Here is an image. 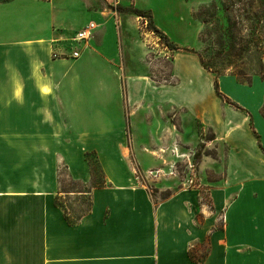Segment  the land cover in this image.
I'll use <instances>...</instances> for the list:
<instances>
[{
    "label": "crops",
    "instance_id": "obj_1",
    "mask_svg": "<svg viewBox=\"0 0 264 264\" xmlns=\"http://www.w3.org/2000/svg\"><path fill=\"white\" fill-rule=\"evenodd\" d=\"M113 5L154 11L148 0H0V264H264V77L216 78L178 47L174 83L130 74L103 12ZM90 22L92 38L76 41ZM197 126L219 158L203 161L208 201L176 178L153 196L149 170L168 172ZM90 155L103 179L92 187ZM62 168L88 189L62 190ZM83 197L76 217L66 207Z\"/></svg>",
    "mask_w": 264,
    "mask_h": 264
},
{
    "label": "rangeland",
    "instance_id": "obj_2",
    "mask_svg": "<svg viewBox=\"0 0 264 264\" xmlns=\"http://www.w3.org/2000/svg\"><path fill=\"white\" fill-rule=\"evenodd\" d=\"M148 1L154 7L152 16L155 26L156 23L163 25L165 30L160 31L169 41L181 50L188 49L195 53L203 60L208 69L204 68L209 72L214 75L234 74L244 83H250L252 75L264 77V0ZM114 7L116 5L106 6L103 12L105 15L113 13L116 17L127 71L158 83H174V50L164 43L157 32H153L150 18L140 17L132 11L119 12ZM177 59L184 76L195 73V64L191 59L183 54ZM197 128L196 144H178L181 147L179 159L172 160L168 172L162 171L163 168L149 170L145 178L153 196L158 197L160 183L165 184L176 178L181 188L193 189L199 186L202 200L208 201L209 187L205 182L214 180L215 175L204 171L203 161L206 157L211 160L219 158L216 146L207 143L211 141L212 134L201 132L200 126ZM88 161L93 175L91 187L101 185L102 171L96 157L90 155ZM147 163L152 164L149 159ZM60 174L62 190L72 192L88 189L83 184L73 182L65 168L61 169ZM160 174H163L162 177H159ZM168 195L169 192H162L159 197L165 198ZM82 200L83 206H68L66 209H74L73 215L78 217L80 211L88 209L87 198L83 197Z\"/></svg>",
    "mask_w": 264,
    "mask_h": 264
},
{
    "label": "built area",
    "instance_id": "obj_3",
    "mask_svg": "<svg viewBox=\"0 0 264 264\" xmlns=\"http://www.w3.org/2000/svg\"><path fill=\"white\" fill-rule=\"evenodd\" d=\"M97 28V24L95 22H90L87 24L84 28H82L80 31L77 32L75 36V40L78 42H85L88 41L90 38H92L94 31ZM81 56V53L79 50H74L70 54L67 53H54V57H66V58H72V59H78ZM193 183V182H192ZM199 189V186H195L193 188Z\"/></svg>",
    "mask_w": 264,
    "mask_h": 264
},
{
    "label": "trees",
    "instance_id": "obj_4",
    "mask_svg": "<svg viewBox=\"0 0 264 264\" xmlns=\"http://www.w3.org/2000/svg\"><path fill=\"white\" fill-rule=\"evenodd\" d=\"M117 10H127V11H132V12H134L135 14H137V15L140 16V17H148V18H150V25H151V27L154 29L153 32H157V33L161 36V38L164 40V43H165V44H166L171 50H177V47L175 46V44L171 43V42L169 41V39L167 38V36H166L164 33H162L161 31H159V30L154 26L153 19H152V16H151L150 13H148V12H146V11H143V10H139V9H124V8H122V7H117ZM200 61H201V64L203 65V67H205V68L208 69V67L205 65V63L203 62V60H202L201 58H200ZM215 76H216V78H218V77L221 76V75H219V74H215ZM216 88H217V82H216ZM190 255H191L192 259L195 258L194 255H193V253H191Z\"/></svg>",
    "mask_w": 264,
    "mask_h": 264
}]
</instances>
